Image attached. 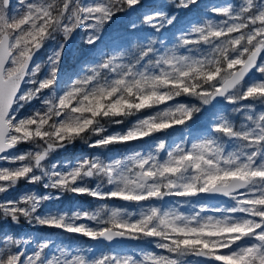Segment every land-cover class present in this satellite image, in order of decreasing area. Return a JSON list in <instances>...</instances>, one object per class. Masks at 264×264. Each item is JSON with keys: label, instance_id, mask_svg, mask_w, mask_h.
I'll use <instances>...</instances> for the list:
<instances>
[{"label": "snow or ice", "instance_id": "snow-or-ice-1", "mask_svg": "<svg viewBox=\"0 0 264 264\" xmlns=\"http://www.w3.org/2000/svg\"><path fill=\"white\" fill-rule=\"evenodd\" d=\"M119 13L136 16L129 21L135 31L125 25L101 51V33ZM81 33L96 58L85 59L75 44ZM50 42L55 47L41 76L36 57ZM66 51L76 61L71 74L60 70ZM182 97L230 107L210 112L199 136L168 146L158 134L191 129L201 112ZM34 103L42 107L18 116ZM130 117L136 119L126 130L107 132L106 125ZM145 138L154 140L146 152L84 157L63 170L46 163L77 141L96 149ZM22 144L31 147L14 151ZM0 162L13 165L0 167V197L21 181L48 190L0 199V264H264V0L206 5L203 12L200 0H0ZM66 193L139 210L102 203L93 211H41ZM201 196L231 203L179 210ZM167 197L178 203H150ZM22 219L90 241H143L160 251L93 255L91 246L53 249L49 240L3 231L8 225L14 232Z\"/></svg>", "mask_w": 264, "mask_h": 264}, {"label": "rangeland", "instance_id": "rangeland-1", "mask_svg": "<svg viewBox=\"0 0 264 264\" xmlns=\"http://www.w3.org/2000/svg\"><path fill=\"white\" fill-rule=\"evenodd\" d=\"M87 2V0H85ZM240 0H200V8L201 12L204 11V8L206 5H227L229 3L231 4H237ZM206 18H213V19H219L218 17H212L208 13H204ZM196 16V12L193 11L191 13H188L186 19H192ZM136 16H125L123 13H119L115 19V21L108 27V30L101 33L102 40L97 42V48L101 51L105 50V45L109 44L112 40H118L119 36L123 34L124 32V26L128 25V32H133L135 29L131 26L129 23L130 20H135ZM137 27H140V23L137 22ZM143 35V33H141ZM84 39H86V33H81L79 36H77V40L75 41V44L79 46L81 49L86 50L87 54L85 59L91 60L92 58L97 57V51L96 49H91L88 51L89 46L84 44ZM133 44H136L137 41L133 37ZM167 42V37L164 38ZM174 42V41H173ZM139 43H147V41H140ZM159 46V45H157ZM171 46V44H169ZM55 47L54 43H49L43 50H41L40 53H38L36 60L37 62L42 63V69L40 75L42 76L47 72V57L51 51V49ZM130 50L133 49V45L129 46ZM76 64V61L71 57L69 52H65L62 63L60 65L61 74H71L74 71V66ZM180 102L188 103V104H195L197 107L201 108V112L196 114V124L192 126L191 129H183L182 127H177L175 130H169L171 135L167 134H158L161 138L165 140L166 145L168 146H174L175 143H180L182 136L191 138L195 136H199L201 133L198 130L197 126L202 125L205 123V119L208 116V114L212 111H219L221 107H230L227 105H220L216 104L215 108L213 105L204 106L201 105L198 100L182 97L178 98ZM173 103V102H170ZM215 104V102H214ZM33 107L40 108L42 107L38 103H34L30 106H25L23 109H21L18 113V116L21 117V114L24 112V116L28 115ZM161 107H164L163 105ZM23 116V117H24ZM136 117H130L123 125H106L107 132L108 133H118L126 130L127 127L131 125L135 121ZM232 119L234 123L239 126L240 123H242V117L239 113L232 114ZM190 124L192 122H189ZM96 137H91L89 140V143L94 142ZM150 146H154V140L152 138H145V140L142 141H135L127 145H114L110 146L109 148H90L86 143H83L81 141H77L72 145H69L66 149L60 150L58 152H54L50 155L48 161L46 162L49 166L56 165L63 170L64 167H74L75 163L79 161L81 158L84 157H98L101 159H112V158H121L122 155H127L131 153L133 150H141V151H148ZM30 145L28 144H22L19 146L18 149L14 150L16 152L24 151L30 149ZM164 155L163 153L161 154ZM13 166L6 162H0V167H9ZM88 186L95 188L96 181H89ZM102 190H107V188H103ZM46 189L43 188L42 185H32L28 184L24 181H21L17 188L11 193L9 197H0V199H7V198H16L19 195H22L27 192H36V193H45ZM105 203L109 207H125L130 211H138V206L134 204H127L125 202L119 201V200H106V201H98L90 196L87 195H74L70 193L62 194L60 199H53L50 202H47L44 207L41 209L42 212L52 210H62L66 212H71L72 210H88L93 211L95 210L100 204ZM150 203L156 204L161 207H169L173 204L178 203L177 198L173 197H167L164 201H151ZM192 203L197 204H206L208 206H221L223 207L226 203H231L230 201H221L218 203L214 202H207L203 201L201 198H193V200L189 201L186 204H183L179 208L180 211L184 212L185 214H189L193 211L191 208ZM208 214H214V213H208ZM86 223L89 224L91 227H96L94 223L90 221H78V223ZM4 232H9L10 234L14 235V238H32V239H41V240H49L52 242L53 249L56 248V246H60L66 249L75 250L77 247L80 248H86L88 246H91L94 249L93 255H99L101 253H117V254H134L138 249H146L151 250L155 252H159L160 250H157L154 248L153 245L148 244L143 241H136L135 245H123V246H115L112 248H109L103 243H100L98 241H90L87 240L84 237L78 236V235H72L68 233H64L60 230L56 229H48V228H39L36 225L32 224L29 225L26 222L21 220L20 225L15 229L13 232L8 225L4 226L3 229ZM26 251L31 253L32 247L31 246H25ZM49 254H52V249H49ZM59 254L58 252L56 253ZM194 259V258H192Z\"/></svg>", "mask_w": 264, "mask_h": 264}, {"label": "water", "instance_id": "water-1", "mask_svg": "<svg viewBox=\"0 0 264 264\" xmlns=\"http://www.w3.org/2000/svg\"><path fill=\"white\" fill-rule=\"evenodd\" d=\"M152 2H154V0H145L146 4L152 3ZM199 198H201L203 201L214 202V203H218V202H221V201H226V198L219 197V196H213V197L201 196ZM98 242L105 244L109 248H112V247H115V246L135 245L136 244V241H130V240L114 241L111 244L103 242V241H98Z\"/></svg>", "mask_w": 264, "mask_h": 264}, {"label": "bare ground", "instance_id": "bare-ground-1", "mask_svg": "<svg viewBox=\"0 0 264 264\" xmlns=\"http://www.w3.org/2000/svg\"><path fill=\"white\" fill-rule=\"evenodd\" d=\"M76 40H77V39H76ZM24 114H25L24 112L21 114V118L24 116Z\"/></svg>", "mask_w": 264, "mask_h": 264}]
</instances>
